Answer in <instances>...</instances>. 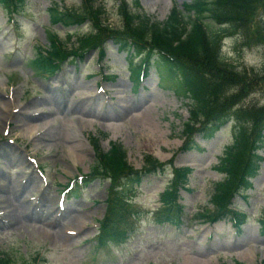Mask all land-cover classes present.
Returning a JSON list of instances; mask_svg holds the SVG:
<instances>
[{"label": "rangeland", "instance_id": "rangeland-1", "mask_svg": "<svg viewBox=\"0 0 264 264\" xmlns=\"http://www.w3.org/2000/svg\"><path fill=\"white\" fill-rule=\"evenodd\" d=\"M183 1L128 0L131 12L160 21ZM19 2L15 14L0 6V250L16 264H264V162L235 199L236 210L247 215L239 229L230 217L214 223L195 217L204 207L216 208L214 184L225 174L214 166L232 141L234 122L211 139L196 135V146L184 150L190 99L176 92L172 80L161 81L153 67L137 87L129 78L133 68L127 54L112 40L103 56L93 49L50 79L41 78L30 65L34 46L46 45L54 31L63 40L73 32L71 45L91 28L53 24V7L76 9L82 0ZM94 3L103 8L105 25H122L120 0ZM12 15L16 24L9 20ZM224 50L240 58L241 68L264 72V46L243 47L234 34L225 39ZM141 59L135 57L133 65ZM239 98L240 107L264 104V82ZM95 140L105 151L122 145L139 171L146 155L191 168L187 180L174 187L183 211L165 223L156 219L163 209L160 194L175 177L170 165L142 173L125 191L136 213L129 239L96 248L91 240L113 185L84 177L95 165ZM259 153L264 156V145Z\"/></svg>", "mask_w": 264, "mask_h": 264}, {"label": "trees", "instance_id": "trees-1", "mask_svg": "<svg viewBox=\"0 0 264 264\" xmlns=\"http://www.w3.org/2000/svg\"><path fill=\"white\" fill-rule=\"evenodd\" d=\"M0 4L9 13L20 12L19 0H0ZM129 8L128 1L121 0L119 14L123 25L112 28L104 24L101 18L104 10L94 0H82L81 7L76 9L53 8L55 21L63 25L89 22L93 29L78 36L79 44L72 49L55 33H49V44L38 50L33 66L43 74H54L72 56L82 57L111 38L120 49L145 53L143 61L150 62L154 57L158 67L178 73L180 88L192 100L190 117L183 127L184 149L193 146L196 133L209 138L231 119L236 123L233 142L226 146L216 166L225 173V178L215 183L211 196L216 208L212 211L204 207L205 212L199 211L195 217L214 221L234 214L231 198L242 192L249 178L257 173L263 157L256 149L264 143V104L240 107L239 97L253 93L264 82V72L255 67L241 68L239 57H230L223 46L224 39L233 33L243 47L264 46V0H185L182 8L176 4L164 21L135 14ZM252 73L256 74L255 79ZM93 143L97 149L96 162L88 177L110 178L113 185L106 200L107 213L101 221L98 245L110 240L124 242L136 215L129 193H125L127 187L138 184L142 173H155L165 165L147 155L144 170L139 171L128 162L122 145L113 144L109 151H104L96 140ZM173 170L175 177L160 195L163 209L157 213L159 221L161 213L164 218L174 219L175 212L182 209L179 191L174 187L187 180L191 169ZM235 218L236 224L241 225L244 219L238 213ZM0 264L16 263L13 256L0 250Z\"/></svg>", "mask_w": 264, "mask_h": 264}]
</instances>
